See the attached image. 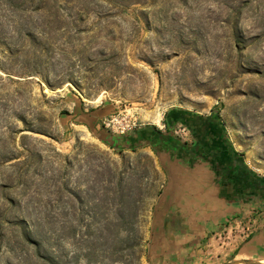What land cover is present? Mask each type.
<instances>
[{
    "label": "rangeland",
    "instance_id": "374dc122",
    "mask_svg": "<svg viewBox=\"0 0 264 264\" xmlns=\"http://www.w3.org/2000/svg\"><path fill=\"white\" fill-rule=\"evenodd\" d=\"M172 110L219 113L264 177V0H0V213L20 205L55 264L169 263L154 213L171 155L127 136L182 140ZM121 180L141 201L124 231ZM5 233L0 263L19 264L20 230Z\"/></svg>",
    "mask_w": 264,
    "mask_h": 264
},
{
    "label": "crops",
    "instance_id": "0c3cea01",
    "mask_svg": "<svg viewBox=\"0 0 264 264\" xmlns=\"http://www.w3.org/2000/svg\"><path fill=\"white\" fill-rule=\"evenodd\" d=\"M167 182L155 207V223L169 221L168 264H228L264 260L262 201L228 198L205 164L166 167ZM160 219H162L160 221ZM238 220L252 227L245 233Z\"/></svg>",
    "mask_w": 264,
    "mask_h": 264
},
{
    "label": "trees",
    "instance_id": "16d2710c",
    "mask_svg": "<svg viewBox=\"0 0 264 264\" xmlns=\"http://www.w3.org/2000/svg\"><path fill=\"white\" fill-rule=\"evenodd\" d=\"M175 111H182V110H172L167 114V118L168 116ZM189 112V111H186ZM216 116V119L218 120V122L220 123V125L223 127V131L226 135V140L228 142V145L230 146L231 150H232V161L229 162L231 164H229V168H228V172L226 173L225 171H221L220 166L218 164L213 165V169L214 171L218 174L217 176H224V178H226V181L229 180V183L234 184L232 185V187L230 188H226V185H222V183L224 184V181H221V190L223 191V193L230 199H236V200H241V201H246V202H250L253 201L252 199L248 198V193L252 192L253 188H255V185H246V187L239 185L240 183L237 182H233V179L235 178V180L237 181V178L239 175H237L234 171L233 164L234 162H237V165L239 168H241L242 172L244 173L245 178L249 179L251 178H256L258 180L257 183H259V185H261L264 188V177L260 176L259 174H257L255 171H253L250 167H248V165L245 162L244 159V155L240 152H238L232 142L230 141L227 131L224 127V124L219 116V113H212ZM167 120V119H166ZM222 122V123H221ZM166 125H167V121H166ZM157 130V129H156ZM144 132H148V131H143L138 135V138H132L133 140H139V139H147L145 137H149L150 135L152 136V134H149L147 136V134H145ZM151 132V131H150ZM158 133V136H153L151 137V142H156L159 147H162V149L164 150L165 154H173L171 156L174 155H178V150H180V143L179 141L168 134L163 133L162 131H156ZM145 134V136H144ZM154 135V134H153ZM150 141V140H148ZM188 151L190 152V154L195 155L194 149H188ZM191 155V161L189 166H193L195 162H197L196 158L194 156ZM173 158V157H172ZM18 157H12L8 162L13 161V160H17ZM243 176V179H244ZM120 183L118 184L117 190L116 189H109V192H115V193H119V197H118V201L121 206V211L120 213L117 214V218L120 221V227L121 230L124 231L125 226H127V224H129L128 217L132 218V210L131 208H136L137 210V205L141 202L139 199H134L133 197V190L134 188H130L127 185H123L125 183H123V181H119ZM111 183V182H110ZM228 183V182H227ZM220 184V181H219ZM258 186V185H256ZM258 187H256L257 189ZM138 190V189H137ZM259 193V192H258ZM139 194H140V189H139ZM252 194L255 196H257L256 193L252 192ZM108 200V199H107ZM260 198H258L256 201H259ZM5 204H4V209L3 211L0 213V249L2 248L1 243L4 242V239L6 238V233L5 231H7L9 228H18L20 230V236L18 238V240L16 241V245L15 247L17 249L20 250V252H22V258L20 257L19 260V264H55V260H54V256H53V252L52 249L50 247V244L47 243L40 237L39 231L38 229V225H36V221L33 222H29L28 223V218L27 216H23V217H19L13 214V211L15 209H17L20 205L14 203L13 201L9 200L8 198L4 199ZM115 201V199H114ZM261 201H263L261 199ZM134 218H139V215L134 214L133 215ZM31 221V220H30ZM120 230V231H121ZM4 231V233H3ZM3 237V238H2ZM3 244V243H2ZM15 249L11 247V249H9V253L14 252ZM1 264V263H0ZM6 264H10L9 262H6Z\"/></svg>",
    "mask_w": 264,
    "mask_h": 264
},
{
    "label": "flooded vegetation",
    "instance_id": "af4514ba",
    "mask_svg": "<svg viewBox=\"0 0 264 264\" xmlns=\"http://www.w3.org/2000/svg\"><path fill=\"white\" fill-rule=\"evenodd\" d=\"M166 121V131H170L174 126L177 125L183 127V129H180V131H185L183 133L185 137L182 135V140H178L176 138L180 143V150H178V155L171 156V160L175 159L182 165L189 166V161H191L192 154H190L188 149H194L193 153L195 155L192 156H194L197 160L194 165H207L215 177V182L219 184L220 181L219 186L221 188V181L223 180L225 181L224 184L222 183V185H226V188H230L232 185H234L229 183V180L226 181V178H224L223 175L217 176L218 174L213 169V165L218 164L221 171H225L227 173L229 171L228 168L230 167L229 164H231L229 162L232 161V150L226 140L223 127L220 125L214 114L211 113L209 115H199L190 111H175L168 116ZM143 131H148L144 132L145 134H152V136L150 135V138L155 135L158 136V133L156 132L158 130L150 127L147 129L132 131V133L127 136V138L130 141H133L132 138H138V135ZM149 134H147V136ZM141 140L142 139H139L137 142ZM170 155L173 154L170 153L169 156ZM233 167H236L234 168V171L237 175H239L237 181L234 178L233 182L240 183L239 185L244 187H246V185H255V188L251 190H253L252 192L256 193L257 196H255V194L253 195L252 192H249L247 195L248 198L252 200H257L260 198L259 201L262 199V202H264V188L259 185V183H257L258 180L256 178H245L244 173L241 171L242 169L238 167L237 162H234ZM256 187L258 188L256 189Z\"/></svg>",
    "mask_w": 264,
    "mask_h": 264
},
{
    "label": "built area",
    "instance_id": "2783aa9c",
    "mask_svg": "<svg viewBox=\"0 0 264 264\" xmlns=\"http://www.w3.org/2000/svg\"><path fill=\"white\" fill-rule=\"evenodd\" d=\"M104 125L106 127V129H111L113 133L118 134L120 136L126 135V133L130 132L128 131V129L125 127V125L122 123V121H120L118 118L112 117L111 119L107 120L106 122H104ZM238 226H244L246 225L244 232L245 233H250V231L252 230V227L249 224H246L244 221L242 220H238Z\"/></svg>",
    "mask_w": 264,
    "mask_h": 264
},
{
    "label": "water",
    "instance_id": "95a60500",
    "mask_svg": "<svg viewBox=\"0 0 264 264\" xmlns=\"http://www.w3.org/2000/svg\"><path fill=\"white\" fill-rule=\"evenodd\" d=\"M228 264H263L259 261H255V260H248V259H245V260H236L234 262H230Z\"/></svg>",
    "mask_w": 264,
    "mask_h": 264
},
{
    "label": "bare ground",
    "instance_id": "6f19581e",
    "mask_svg": "<svg viewBox=\"0 0 264 264\" xmlns=\"http://www.w3.org/2000/svg\"><path fill=\"white\" fill-rule=\"evenodd\" d=\"M264 264V263H263Z\"/></svg>",
    "mask_w": 264,
    "mask_h": 264
}]
</instances>
